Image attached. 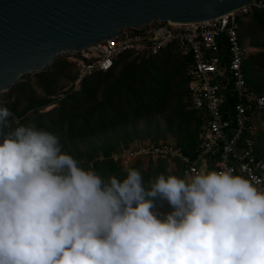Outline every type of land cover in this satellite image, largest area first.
Returning <instances> with one entry per match:
<instances>
[{
    "label": "clouds",
    "instance_id": "9594fccd",
    "mask_svg": "<svg viewBox=\"0 0 264 264\" xmlns=\"http://www.w3.org/2000/svg\"><path fill=\"white\" fill-rule=\"evenodd\" d=\"M0 106V264H264V190L231 169L106 180ZM165 204L167 211H162Z\"/></svg>",
    "mask_w": 264,
    "mask_h": 264
},
{
    "label": "built area",
    "instance_id": "2783aa9c",
    "mask_svg": "<svg viewBox=\"0 0 264 264\" xmlns=\"http://www.w3.org/2000/svg\"><path fill=\"white\" fill-rule=\"evenodd\" d=\"M257 11H264V0L206 22L125 29L116 38L68 55L79 82L113 71L127 55L150 58L173 49L188 62L187 103L205 119L197 156L186 155L171 142L141 144L114 154L117 165L126 169L143 159H166L180 165L184 178L231 169L264 190V155L256 150L264 93L247 80V49L240 36L242 23Z\"/></svg>",
    "mask_w": 264,
    "mask_h": 264
},
{
    "label": "rangeland",
    "instance_id": "374dc122",
    "mask_svg": "<svg viewBox=\"0 0 264 264\" xmlns=\"http://www.w3.org/2000/svg\"><path fill=\"white\" fill-rule=\"evenodd\" d=\"M252 20L253 17L247 23L251 26L247 33L249 35L253 33L254 37L243 38L244 46L247 49L246 63L247 66L251 65L253 58L256 60L254 64L264 68V35L257 34L259 26L251 23ZM164 53H162L164 55L160 54L150 58L124 56L118 61L116 72L110 75L107 80L102 81L103 84L98 89L91 107L102 104L106 92H109L117 81L120 82V78L126 76L125 71H130L138 72L137 76L144 74L143 86H141L140 81H132L131 87L137 93L139 88H144L145 92L153 95L151 98L154 111L142 119H128L115 128L103 130L90 138L71 144L65 152L71 154L79 162L80 167L95 171L96 164L99 162L115 165L112 159L114 154L141 144L171 142L186 147L189 146V142L194 140L197 142L201 139L205 121L204 115L195 112L187 104L186 72L188 62L173 49H168ZM153 64L158 67V72L155 74L152 72ZM257 79L262 80L264 85V69H260L256 75H252V81ZM128 80L129 78L122 82L127 83ZM161 80L167 82L164 98L162 97L164 91L157 93ZM83 83L84 79L79 82L76 65L68 60V55H62L48 70L24 76L11 91L1 94L0 106L7 107L14 114L15 121L12 117L9 118L10 121H13L11 124H18L22 119L30 118L35 113L49 114L55 108H64L66 105L65 97L79 94L83 89ZM253 84L259 90L263 87V85ZM129 88V86L126 87L122 95L123 103L126 100L125 93L126 96H130L128 94ZM88 107L78 113L79 118L77 119L82 118L84 113L88 111ZM262 119L264 120V116ZM33 122L30 121L26 125ZM260 129H264V123ZM258 151L264 155L263 151ZM162 164L163 162L159 159L147 158L138 161L133 168L141 172L143 181L145 177L147 180H152L159 173L158 170ZM165 165L167 172H175L176 176L184 178L175 162L168 161ZM116 166L119 168L118 165ZM118 168L117 171H120L122 179H125L128 168L123 170ZM148 184L149 182H146L147 186ZM161 210L167 211L168 206L165 204Z\"/></svg>",
    "mask_w": 264,
    "mask_h": 264
},
{
    "label": "water",
    "instance_id": "95a60500",
    "mask_svg": "<svg viewBox=\"0 0 264 264\" xmlns=\"http://www.w3.org/2000/svg\"><path fill=\"white\" fill-rule=\"evenodd\" d=\"M256 0H0V95L125 29L199 23Z\"/></svg>",
    "mask_w": 264,
    "mask_h": 264
},
{
    "label": "trees",
    "instance_id": "16d2710c",
    "mask_svg": "<svg viewBox=\"0 0 264 264\" xmlns=\"http://www.w3.org/2000/svg\"><path fill=\"white\" fill-rule=\"evenodd\" d=\"M251 17H253V20L251 23L257 24L258 32L257 34L264 35V11H257L252 16H250L246 21L242 23V28L240 31L241 38H249L254 37L253 33H250V35L247 33L249 31L248 28H250L249 21H251ZM254 21V22H253ZM247 25V26H246ZM256 25V26H257ZM168 50H165L166 52ZM161 52L160 54L164 53ZM159 54V55H160ZM165 54V53H164ZM162 54V55H164ZM256 60L251 59V65L247 66L246 63V71H247V80L249 84H251L254 87V84L263 85L262 80L257 79L255 81L251 80L252 75H256L260 69H264L263 67H259L258 64H254ZM118 67V64H117ZM117 67L109 72V73H97L91 76H88L84 79L83 83V89L79 94L76 95H68L65 97L66 99V105L64 108L58 109L55 108L52 110L49 114H38L35 113L30 118H24L22 119L18 124L13 123L11 124V128H5L4 131L8 132L13 130L15 127L19 126L20 124L26 125L30 121H34L33 123L36 125L37 128H42L44 130L50 131L52 133H55L59 136L60 142L63 145V151H65L71 144L77 141H83L86 138H90L92 135H95L98 132H101L106 129L115 128L119 126L120 124L125 123L128 119H142L147 115H150L154 110L153 108V102L152 98L153 95L149 94L147 91L145 92L144 88H139V92L137 93L133 87H131L132 81H140L141 86H143L145 80H143L144 74H141L137 76L138 72H130L125 71L126 74L125 77L120 78V82H116L114 87L107 91L105 94V99L102 104L91 107L92 102L97 94L98 89L102 86L104 80H107L110 75L114 74L117 70ZM152 72L153 74L158 72V67L156 65H152ZM123 73V74H124ZM128 79L127 83L122 82L124 79ZM155 82V81H154ZM130 87L128 90V94L130 96H125L126 100L123 103L122 102V95L125 92L126 87ZM140 86V87H141ZM159 91L157 93L163 92L162 97L164 98L165 90L167 88V82L161 80L160 84L158 85ZM255 88V87H254ZM256 89V88H255ZM259 92L264 93V85L262 88L256 89ZM154 91V89H153ZM123 97V98H124ZM188 104V103H187ZM89 106V107H88ZM70 107V109H68ZM88 107V111L84 113L81 119L79 118L78 113L81 112L84 108ZM48 120L46 119L47 117ZM263 122H260L259 125L262 126ZM201 139L197 142L191 141L189 142V146L183 147L180 144H177L179 148L182 149L183 153L186 155L195 157L197 156L199 152V145H200ZM260 150L264 152V129L259 130L257 134L256 139V150ZM257 152L261 154L259 151ZM263 155V154H262ZM163 164L158 170V174H164L167 175H176L175 172L169 173L166 170L165 163H168V160L166 159H160ZM165 162V163H164ZM180 169L181 168L178 163H176ZM117 164L110 165L107 162L97 163L96 164V173L99 174L103 179H107L110 176H116L119 180L122 179V175L120 174V171H117ZM119 166V165H118ZM117 167V168H116ZM131 166L130 168H133ZM120 170H123L121 166H119ZM182 175V173H181ZM156 177V176H155ZM154 177V178H155ZM150 180H147V177L144 178V184L146 185V182H149Z\"/></svg>",
    "mask_w": 264,
    "mask_h": 264
}]
</instances>
